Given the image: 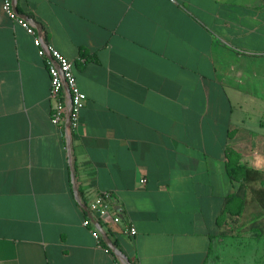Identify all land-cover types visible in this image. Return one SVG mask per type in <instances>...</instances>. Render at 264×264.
<instances>
[{
    "label": "crops",
    "instance_id": "0c3cea01",
    "mask_svg": "<svg viewBox=\"0 0 264 264\" xmlns=\"http://www.w3.org/2000/svg\"><path fill=\"white\" fill-rule=\"evenodd\" d=\"M17 8L73 62L87 102L66 139L48 64L0 0V264H264V193L242 198L228 172L230 153L264 172V136L248 130L251 115L264 128V0ZM100 192L119 224L88 210Z\"/></svg>",
    "mask_w": 264,
    "mask_h": 264
},
{
    "label": "built area",
    "instance_id": "2783aa9c",
    "mask_svg": "<svg viewBox=\"0 0 264 264\" xmlns=\"http://www.w3.org/2000/svg\"><path fill=\"white\" fill-rule=\"evenodd\" d=\"M5 13L20 25L32 38L38 51V55L48 64L51 78L50 97L55 101L51 120L54 125L62 130L65 138L68 139L76 133L82 123V110L87 102L86 94L81 90L75 72L74 64L58 51L50 42L46 41L33 23L21 15L17 8V0H3ZM112 195L108 192H100L93 196L88 203V210L95 214L107 225H117L121 222L119 215H112ZM83 225L90 227L91 219L87 218ZM98 246L106 253H113L112 249L105 245L103 235L99 228L93 230ZM124 234L135 237L137 230L128 225ZM117 264H124L118 261Z\"/></svg>",
    "mask_w": 264,
    "mask_h": 264
},
{
    "label": "rangeland",
    "instance_id": "374dc122",
    "mask_svg": "<svg viewBox=\"0 0 264 264\" xmlns=\"http://www.w3.org/2000/svg\"><path fill=\"white\" fill-rule=\"evenodd\" d=\"M262 116L263 115H251V124L256 129H254L253 127H251L248 130L254 131L255 133H257L259 131L260 134L264 136V128H260V126H259V123H260V121L262 119ZM262 122H263V124L261 126L264 127V121H262ZM257 129H258V131H257ZM242 138H244V137H242ZM244 157H245L244 155L242 157H238L236 153H230L229 158H228V162H231V159L234 160V161L237 160L238 161L237 163H240V164L245 165L246 167H248L247 165H249L250 163H247V161L245 159H243ZM260 165H262V167L259 168V169H261V170L264 169L263 168V166H264L263 165V162ZM250 169H252V168H250ZM242 176L243 175H240L237 178V180H236V181H239L241 183V187H242L241 188V194H242L241 196H243L244 199H247L249 197L250 193H255V194H258V197L259 196L262 197V195L264 193L263 192L264 191V176H262V178H260V180H261L260 183H259V180L258 181H254L253 183H251V181L250 182L249 181H244L245 179ZM243 189L244 190L245 189H248V190H250V192H243L244 191ZM247 203H248V201H247ZM253 219H254L253 215H249V216L248 215H245V216H243V219L241 220V223L243 225H247ZM252 226H253V229H254V228H259L261 225L255 223Z\"/></svg>",
    "mask_w": 264,
    "mask_h": 264
},
{
    "label": "trees",
    "instance_id": "16d2710c",
    "mask_svg": "<svg viewBox=\"0 0 264 264\" xmlns=\"http://www.w3.org/2000/svg\"><path fill=\"white\" fill-rule=\"evenodd\" d=\"M233 161L234 160L231 159V162H228V172H229L230 177L235 181L237 180V178L240 175H243L242 177L245 179L244 181H249V182L251 181V183H253L254 181L260 180V178H262V176H264L263 171L253 169V168L250 169V168L246 167L245 165L237 163L238 162L237 160L234 162ZM233 198H234L233 196H230V197H228V200L231 201ZM242 198H243V196H242ZM104 243H105V241H104ZM105 245L108 246V244H106V243H105Z\"/></svg>",
    "mask_w": 264,
    "mask_h": 264
},
{
    "label": "water",
    "instance_id": "95a60500",
    "mask_svg": "<svg viewBox=\"0 0 264 264\" xmlns=\"http://www.w3.org/2000/svg\"><path fill=\"white\" fill-rule=\"evenodd\" d=\"M111 245V244H110ZM111 248L113 249V251L121 256H123V254L118 250L116 249L113 245H111Z\"/></svg>",
    "mask_w": 264,
    "mask_h": 264
}]
</instances>
